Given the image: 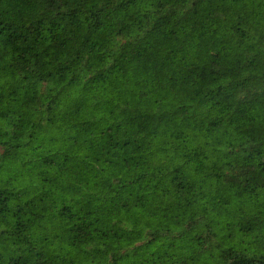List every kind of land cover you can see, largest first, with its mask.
I'll use <instances>...</instances> for the list:
<instances>
[{
    "label": "trees",
    "instance_id": "trees-1",
    "mask_svg": "<svg viewBox=\"0 0 264 264\" xmlns=\"http://www.w3.org/2000/svg\"><path fill=\"white\" fill-rule=\"evenodd\" d=\"M0 264H264V0H0Z\"/></svg>",
    "mask_w": 264,
    "mask_h": 264
}]
</instances>
